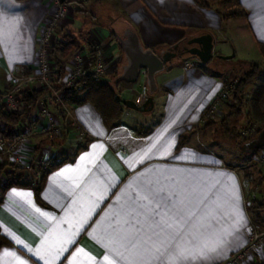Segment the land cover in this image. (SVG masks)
Returning <instances> with one entry per match:
<instances>
[{"label": "crops", "instance_id": "1", "mask_svg": "<svg viewBox=\"0 0 264 264\" xmlns=\"http://www.w3.org/2000/svg\"><path fill=\"white\" fill-rule=\"evenodd\" d=\"M71 2L58 38L68 31L88 52L101 47L109 76L121 70L125 56L110 33L118 17L156 52L205 33L221 55L231 53L235 32L251 48L264 42V0H241L248 17L227 19L194 0H89L82 11ZM58 7V0H0V92L12 73L39 69L37 39ZM66 52L59 55L68 73L73 57ZM183 61L158 75L152 111L126 109L112 129L93 104L71 102L88 133L76 154L72 133L54 141L36 136L33 145L47 144L67 158L49 170L41 201L33 186L8 184L0 171V235L8 241L0 247V264H221L248 243L246 175L207 146L199 127L223 78L211 62L185 68ZM120 87L126 99L140 90L129 82ZM242 264H264V244Z\"/></svg>", "mask_w": 264, "mask_h": 264}, {"label": "built area", "instance_id": "2", "mask_svg": "<svg viewBox=\"0 0 264 264\" xmlns=\"http://www.w3.org/2000/svg\"><path fill=\"white\" fill-rule=\"evenodd\" d=\"M58 3V9L47 19L37 39L39 69L36 72L12 73L10 86L0 92V108L2 107L5 111L13 113L20 111L24 92L41 88L50 90L49 100L47 102L41 100L33 115L21 121L11 133L5 132V122L0 120V167L5 166L7 182L20 180L30 183L32 186H38L43 169H50L67 159L64 154L47 144L33 145V140L38 135L54 141L57 139L64 140L72 133L76 139L73 154H76L86 144L88 133L74 114L72 101L66 95L67 88L74 86L86 73H91L95 79L102 82H108V65L102 48L95 46L96 61L94 66L90 67L88 51L78 46L72 60V67L69 68L68 73L61 82L59 84L56 83V62L52 55V47L58 40L63 22L72 14L70 5L67 2L61 3L58 0ZM74 64L77 65L75 70H73ZM199 65H201L199 60H187L184 63L185 68ZM137 82L140 90H136L134 100L137 103H143L149 97L148 72L146 68L140 70ZM234 92L235 83L226 84V88L220 93L219 99L208 110H205L203 116L211 115L215 104L219 100L228 98ZM121 93L118 92V97L122 96ZM27 144H30L32 149L23 151L22 148ZM262 159L264 160V155ZM14 168L17 169L18 173L14 172ZM254 187L251 193L253 200L248 201L246 199L248 208L256 201H263L264 183L257 184ZM250 213L251 230L248 243L221 264H242L264 244V227L252 216L253 212Z\"/></svg>", "mask_w": 264, "mask_h": 264}, {"label": "trees", "instance_id": "3", "mask_svg": "<svg viewBox=\"0 0 264 264\" xmlns=\"http://www.w3.org/2000/svg\"><path fill=\"white\" fill-rule=\"evenodd\" d=\"M77 1L81 5L83 0H68L67 2ZM197 4L205 8H217L223 7L224 9H219L223 17L227 19L228 17H248V11L243 6L241 0H194ZM226 8V9H225ZM77 10L82 11L83 9L77 8ZM131 27V24L127 21L118 17L112 22L111 25V36L116 38L115 32L122 33L125 28ZM64 35L61 38H58L55 45L52 47V55L56 62L55 70V80L56 83H60L63 77L66 74V61L59 55V52H72L78 46V37L68 31H62ZM79 44V43H78ZM62 46H65L62 48ZM259 50L261 55L264 58V42L260 41L258 43ZM121 47V45H120ZM66 48V49H65ZM122 49V47H121ZM89 54V64L90 67H93L96 61V50L95 46H90ZM123 62H125V56L123 57ZM122 62V63H123ZM250 69L245 75L242 76L235 83V92L233 102L228 106L229 112L221 120V126L223 130L230 135V141H234L235 144L239 147L246 143L249 139L238 141L237 137L239 135L238 125L241 123L239 120L245 118L244 125H249L253 121L260 122L264 128V81L258 82L260 75L263 72L262 66L254 61H249ZM120 71H116L114 74V79L117 77ZM113 82H101L93 77L91 73H86L79 81L74 84V88H69L66 91L67 98L72 102L77 104L91 103L101 114L104 124L108 129H112L122 117L126 109L129 107L122 104L118 98V88L120 84H115ZM257 83V88L252 94V103L251 107L247 108V94L246 90L252 83ZM50 96V90L48 88L34 89L31 91H26L22 94V107L18 112H7L2 107L0 108V120L5 122V132L11 133L21 121L30 118L33 115L34 110L36 109L38 103L43 101H48ZM209 109V108H208ZM207 109V110H208ZM204 118V117H203ZM237 122V123H236ZM208 121L206 124H210ZM241 125H243L241 123ZM10 127V128H9ZM245 126H242L244 128ZM150 132V129L140 130L141 134ZM235 134H238L237 137ZM185 140V135H182L178 148L183 144ZM67 160V159H66ZM65 160V161H66ZM60 165V164H58ZM54 165L50 169L58 166ZM5 166L0 167V171H3ZM50 169H43L41 181L38 186H33L35 189L36 197L41 201V192L46 180V177ZM15 173H18L17 169H13ZM264 182V181H263ZM8 184H18L24 186H32L30 183L17 181V182H8ZM264 211V202L256 201L252 206L249 207L250 212L253 210ZM255 220L260 223L261 214L258 213L255 217ZM8 243L6 239H3L0 235V247L3 244Z\"/></svg>", "mask_w": 264, "mask_h": 264}, {"label": "rangeland", "instance_id": "4", "mask_svg": "<svg viewBox=\"0 0 264 264\" xmlns=\"http://www.w3.org/2000/svg\"><path fill=\"white\" fill-rule=\"evenodd\" d=\"M89 0H83V4H87ZM75 7L81 8V4L77 1L71 2ZM82 4V5H83ZM221 9H224L223 7H220ZM219 8V9H220ZM82 9V8H81ZM226 9V8H225ZM82 13H80L81 16ZM231 18V17H228ZM243 18V17H242ZM101 19V20H100ZM99 21L102 23H105V19L103 17L99 18ZM92 26V25H91ZM87 27H90V24H87ZM227 35H221L220 38L222 40H225ZM233 40L230 41L229 45L232 48V51L229 55H233L231 58L228 59H222L215 56L214 60L211 61L209 68L213 69L216 73H219V75L222 76L224 85L222 87V90L220 93H222L223 89L226 88V84L232 82L236 83L239 79L242 78L243 75H245L246 72L250 69V62L254 61L259 63L262 68L263 72L260 75V78L258 79V82L264 81V58L260 53V50L258 47L251 48L249 46V43H247L246 37H240L237 32H235V35L232 38ZM79 43V39H78ZM76 44L77 46L79 44ZM220 46H218L217 50H219ZM72 51V57L74 58L75 51ZM67 53V52H66ZM217 55V54H216ZM68 56V54L66 55ZM69 56V57H71ZM245 58V59H244ZM69 60H73L70 59ZM196 60V59H190ZM184 60L183 62L185 63ZM75 62V61H74ZM73 62V63H74ZM201 63V62H200ZM76 64L73 65V70H75L77 67ZM206 66L201 63V65L196 66ZM67 74V72H66ZM65 74V75H66ZM114 79V76H108L107 80L108 82L112 83ZM98 80V79H97ZM100 81V80H99ZM102 82V81H101ZM252 83L246 90V96H247V108L249 109L251 107L252 103V94L257 88V83ZM135 85H139L138 82L133 83ZM125 88L119 87L118 92H122L125 90ZM124 97V92L121 93ZM220 97V94L218 96V99ZM234 93H232L228 98L219 100L215 106L213 107V112H211V115L206 116L202 119L200 123V128L202 129V137L204 140H207V146L215 149L218 151L222 156L231 163H234L236 167L239 168L240 171H242L246 175L247 180V193H246V199L248 201H252V190L255 188L254 186L257 184L264 183V160L262 159L264 155V148L262 149H256L252 150L250 152H246L243 149H241V145L238 147L235 142L232 140L230 141V135L226 133L222 126H221V120L223 117L229 112L228 106L230 103L233 102ZM205 112V111H204ZM203 112V115H204ZM207 115V114H206ZM208 121H210V124H206ZM241 123L238 125L239 135L235 134L238 141H242L245 139H249L251 137H254L258 134V132L263 128L262 123L253 121L249 125H244L245 118L241 117V120H239ZM237 123V122H236ZM242 126H245L242 128ZM252 216H256L258 213L261 214L260 223L261 226L264 227V211H257L253 210L251 211Z\"/></svg>", "mask_w": 264, "mask_h": 264}, {"label": "water", "instance_id": "5", "mask_svg": "<svg viewBox=\"0 0 264 264\" xmlns=\"http://www.w3.org/2000/svg\"><path fill=\"white\" fill-rule=\"evenodd\" d=\"M61 3H66L68 0H59ZM115 35L124 51L125 62L121 65V70L114 79L115 84L123 82L135 83L140 76V70L146 68L148 72L149 97L143 103H137L134 99H126L122 96L118 98L125 106L137 110L139 112H150L155 106V95L158 92L159 84L157 77L160 73L166 71L169 66H172L176 59H173L175 52L173 51L179 46V43L156 52L154 49L143 45L140 36L136 30L131 27L124 29L122 33L115 32ZM189 43L195 45L189 49L190 55L179 60H199L203 65L209 64L215 56L222 59L231 58L233 55H221L215 53L216 40L211 33H205L193 37ZM68 87L67 89H69ZM74 88V86H71ZM264 147V128L258 134L241 145V149L250 152ZM264 202V196H263Z\"/></svg>", "mask_w": 264, "mask_h": 264}, {"label": "flooded vegetation", "instance_id": "6", "mask_svg": "<svg viewBox=\"0 0 264 264\" xmlns=\"http://www.w3.org/2000/svg\"><path fill=\"white\" fill-rule=\"evenodd\" d=\"M195 44L194 43H184V44H179V46L174 49L173 51L175 52V56L173 59H181L183 57H186L190 55L191 53L189 52V49L192 48Z\"/></svg>", "mask_w": 264, "mask_h": 264}, {"label": "snow or ice", "instance_id": "7", "mask_svg": "<svg viewBox=\"0 0 264 264\" xmlns=\"http://www.w3.org/2000/svg\"><path fill=\"white\" fill-rule=\"evenodd\" d=\"M179 235V233L177 234ZM175 239V238H174ZM173 251H179V245L176 244V245H173ZM6 256H10V255H13L12 253H5ZM179 258L183 259V258H186L183 256V253H179Z\"/></svg>", "mask_w": 264, "mask_h": 264}]
</instances>
